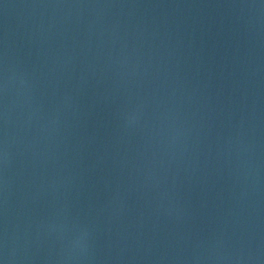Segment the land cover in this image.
<instances>
[{
    "label": "water",
    "instance_id": "95a60500",
    "mask_svg": "<svg viewBox=\"0 0 264 264\" xmlns=\"http://www.w3.org/2000/svg\"><path fill=\"white\" fill-rule=\"evenodd\" d=\"M0 264H264V0H0Z\"/></svg>",
    "mask_w": 264,
    "mask_h": 264
}]
</instances>
